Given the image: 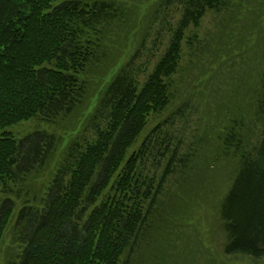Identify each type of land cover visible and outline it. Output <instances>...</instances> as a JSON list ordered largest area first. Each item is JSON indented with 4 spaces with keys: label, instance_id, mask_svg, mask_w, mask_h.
Returning a JSON list of instances; mask_svg holds the SVG:
<instances>
[{
    "label": "trees",
    "instance_id": "trees-1",
    "mask_svg": "<svg viewBox=\"0 0 264 264\" xmlns=\"http://www.w3.org/2000/svg\"><path fill=\"white\" fill-rule=\"evenodd\" d=\"M247 14L261 27L264 0H0V264H180L204 201L168 181L219 156L236 167L204 206L222 252L264 259V48L240 101L211 110L208 153L186 139L205 85L250 46Z\"/></svg>",
    "mask_w": 264,
    "mask_h": 264
},
{
    "label": "rangeland",
    "instance_id": "rangeland-1",
    "mask_svg": "<svg viewBox=\"0 0 264 264\" xmlns=\"http://www.w3.org/2000/svg\"><path fill=\"white\" fill-rule=\"evenodd\" d=\"M251 17V14H247L246 18L242 16V20L234 25L235 29H238L241 34H244L242 42H248L250 46L243 53L230 56L223 62L222 66L215 72L209 83L205 85L206 94L200 95L202 97L197 100L198 104L193 108L189 138L187 137L186 139L187 141L188 139L195 141L198 138H202V147L200 148V152L202 153H208L206 147L214 143V136L213 138L207 137L208 133L214 134L213 129L215 125H211L210 123H215L217 116L220 120H225V117L223 118L220 113L216 116L211 113V110L217 113L222 111L226 104H233L234 99L238 102L240 101L238 95L244 92L246 83L238 79L241 75L250 70V66L253 64L254 54H262L260 49L264 48V38L259 36L258 33L260 31L263 32L262 25L264 21H262L261 27L255 29L253 25H248ZM210 27L211 24H209L208 29ZM244 27H247L248 30H244ZM237 44L239 43L234 40L233 45L235 46ZM213 45H216V42L206 37L202 49L212 55L217 46L213 47ZM261 56L264 57V55ZM256 66L258 68L259 63H257ZM228 93H230V95H228ZM226 112L231 114L239 113L238 108H236V110L227 108L224 113ZM257 138L258 130L253 137L254 142ZM235 169L234 162L219 156L218 160L213 162L212 166L210 165L205 168L203 173L194 170L190 172L189 176L185 179H182L180 176H174L168 181L167 188H170L172 191L177 190L186 200H190V195L199 191V193H202L201 196L198 195L197 198L201 197L200 199L204 201L202 202L203 206L199 208L195 214L191 215L188 218L189 220L179 228L182 232H185L179 234L177 237L180 244L184 245L187 239L190 240L193 236L195 241H187L188 243L186 245L190 247L184 249L185 251L183 252L182 259L178 261V263L264 264V259L253 261L250 257L238 254L227 255V257H225L222 252V244L225 236L217 220L214 204L213 207L210 208L204 207L205 204L209 203L210 199L215 203L218 201L219 197H216L219 195L218 184L221 185V189L228 185ZM204 179L206 181L205 184ZM175 198L180 200V197L175 196ZM165 204L167 206V203ZM186 233L187 235H185Z\"/></svg>",
    "mask_w": 264,
    "mask_h": 264
}]
</instances>
